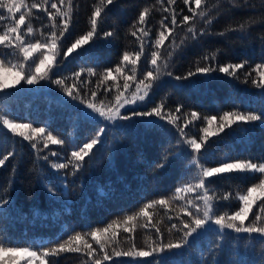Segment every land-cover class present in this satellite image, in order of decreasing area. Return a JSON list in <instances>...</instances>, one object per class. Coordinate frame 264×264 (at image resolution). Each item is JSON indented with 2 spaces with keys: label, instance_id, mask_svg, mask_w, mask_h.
Here are the masks:
<instances>
[{
  "label": "trees",
  "instance_id": "16d2710c",
  "mask_svg": "<svg viewBox=\"0 0 264 264\" xmlns=\"http://www.w3.org/2000/svg\"><path fill=\"white\" fill-rule=\"evenodd\" d=\"M24 2L31 4L39 0ZM55 2L58 7H62L59 0ZM95 2L96 0H73L72 22L61 41L62 54L57 57L58 64L53 62L50 79L41 80L35 85H27L21 81L20 84L9 87L5 93H0V111L9 112L16 122L45 127L65 140L63 145L49 144L47 149L37 153L28 141L19 136L14 137L7 129L0 127V157L9 151H15V155L4 166H0V237L8 238L13 245L32 246L39 245L42 241L54 243L66 239L73 232L85 233L115 222L113 229L103 238L106 243H110L107 238L111 236V231H115V240L119 241L120 250L126 251L133 243L137 250H148L145 241L149 237L157 243H167L170 238L167 229L171 224H179L180 219H188L179 208L185 201L173 197L177 187L197 182L198 170L191 163V149L183 143V139L203 135L199 131L206 126L203 120L194 121L186 127L188 136L181 138L179 132L166 121H160L163 128H146L136 122L137 118L116 121L115 124L84 119L81 114L84 104L80 103V99L73 100L52 81L64 79L68 85L75 83L81 99L114 103V96L118 91L129 93L138 83V79L129 81V90H124V76L131 75L132 65L126 63L124 73H116L114 69L121 62L125 51L134 53L140 48V40L131 35V31H137L141 27L137 23L140 11L145 7L150 8L146 26L152 29L150 37L154 41L161 30L160 20L167 17L165 23L171 27L173 10L179 13V22L184 15H192L188 11L189 7L196 9V6L193 0H189L188 5L183 0H176L173 5H168L167 0H163V3H158L157 0H117V3L109 5L102 14L98 33L89 44L65 57L63 53L67 52L71 44L90 30L89 17ZM45 7L55 12L50 5ZM164 8L169 11L165 12ZM21 10L27 11L23 8ZM196 11H205L207 16L203 19L197 16L176 28L160 49L164 57L172 52L166 69L172 76H161L142 105H134L123 112L130 115L133 108L147 111L161 102L165 105V111L175 112L180 106L181 112L176 115L181 117L178 123L182 126L184 114L192 111L200 113L201 117H219L224 111L234 109L264 112V88H256L250 82L244 83L245 73L252 72L257 63L264 62V40L261 39L264 37V2L202 0L201 7ZM32 14L34 29L49 32L51 22L47 19V12L32 9ZM18 16L19 13L16 15L17 19ZM209 18L213 21L210 25L205 23ZM8 23L10 21H5L4 27ZM134 23H137L136 27H133ZM193 24L195 38L187 32V27ZM241 24L245 25L244 30H239ZM108 31L115 34L105 37L104 33ZM165 34L167 35V31ZM172 40L179 47H169ZM181 40L184 41L183 44L180 43ZM145 41L147 44V38ZM145 51L150 59L147 46ZM213 53L216 54L215 60L204 59ZM4 54L13 63L20 58L18 53L0 46V55ZM242 61H248V64L244 69L238 70V78L214 72L207 77L197 74L188 80L175 79L189 71L194 72L198 66L217 67L220 64ZM136 66L138 77L141 71L152 68L150 63H144V57H141ZM88 67L97 72L113 68L115 80L109 78L101 84L98 83V76H89L86 72L77 80L75 73ZM255 77L256 73L252 72L251 78ZM91 90H96V98L91 97ZM212 127H216V124ZM247 127L251 130L241 132L226 129L229 134L221 133L218 137H211L209 152L212 155L211 159L205 161V166H215L216 160L228 156L250 159L253 162L264 160V128L258 124ZM100 128L105 129L102 143L94 147L89 157H85L78 171L73 173L71 164L60 170L51 167L53 162L67 163L71 152L95 136ZM39 147L42 148L43 145ZM51 152H57L58 155L52 156ZM45 155L49 157L47 161L41 159ZM165 156L167 162L164 167L158 168L157 165L163 162ZM228 175L232 179L216 176L208 178L212 181L208 185L209 194L217 197L214 204L221 214L238 210L239 205L234 200L223 201L218 197L225 193H235L238 188L246 190L258 182L244 173L234 172ZM180 195L195 200L198 193ZM162 198L169 201L167 205L155 204L152 208L145 209L147 215H138L144 204ZM4 201L7 203H3ZM196 202L202 206V201ZM261 202L257 201V205ZM258 211L254 205L253 213ZM253 213L249 214V220ZM128 215L136 216V219L125 223ZM125 228L130 231L125 232ZM157 228L161 230V235H157ZM179 235L173 230L172 239ZM232 237H236V234L225 236L223 247L217 249L215 242L221 240V236L219 230L212 227L209 232L202 233L189 246L175 253H168L163 257L155 254L153 257L136 258L112 256L102 264H216L217 261L219 264H264V243L251 237ZM87 239L97 249L96 254L102 255L95 241L91 237ZM79 246L83 247L82 244ZM116 246L110 245L105 250L111 253L112 247ZM49 259L52 264H85L86 261L91 264L84 253H63Z\"/></svg>",
  "mask_w": 264,
  "mask_h": 264
},
{
  "label": "snow or ice",
  "instance_id": "6c2138e0",
  "mask_svg": "<svg viewBox=\"0 0 264 264\" xmlns=\"http://www.w3.org/2000/svg\"><path fill=\"white\" fill-rule=\"evenodd\" d=\"M158 3H163V0H157ZM196 9H199L202 4V0H193ZM264 2V0H262ZM117 3V0H96L93 4V11L89 17L90 30L86 34L81 35L71 47L67 49V52L63 53L66 57L68 53H72L74 50L80 49L84 45H88L95 34L98 33L99 23L102 18V14L108 9L109 5ZM176 0H167L168 5H173ZM185 5L189 4V0H183ZM59 4L62 7H58L55 0H39V2H33L26 4L24 0H0V46L3 48L11 49L13 52L19 54V60L15 63L7 59L6 54L0 55V71H14L16 73V79L13 85H9L0 80V93H5L9 87H14L24 81L27 85H35L41 80L50 79V73L53 70V62L57 64V57L62 53L60 51L61 41L65 37V33L69 31L72 18H73V0H59ZM50 5L51 9H55V12L48 10L45 6ZM27 11H22L21 9ZM32 9H41L47 12V19L50 23V31L45 33L43 31L34 29L31 22ZM191 7L188 11L192 13L191 16L184 15L182 20L177 21V15L175 10L171 15V27L165 23L167 17L160 20L161 30L158 35L152 41L150 33L152 29L147 27V17L150 12V8H143L138 16L137 23L141 26L137 28V31H131V35L137 37L140 40V48L134 53L125 51L122 56V60L115 66L116 73L125 72V64H130L131 75L124 76V90H129V81L137 80L135 90L130 91L129 95H125L123 91H118L114 96L115 103L105 104L104 100H100L98 103L93 102L91 99H81V93L78 90L76 84L68 85L64 79H55L52 83L61 87L62 90L73 100L80 99V103L85 105V109L91 111L82 110V116L84 119H95L96 117L102 118L104 121L111 122L113 124L116 121H127L137 118L138 124H143L146 128H163L164 125L160 121H166L167 124L172 125L175 128L181 138L187 137L185 128L192 125L194 121L202 119L205 127L199 129L203 135L199 137L192 136L187 139H183V143L191 149L189 156L191 157V163L198 170L197 182L195 184H185L175 189V196L173 199L185 201L184 204L179 205L180 211L184 213L188 219H180L179 224L173 223L167 229L169 233V240L167 243H157L151 240L149 237L145 241L148 250L140 248L137 250L133 243L126 251L118 248L119 241L115 240L116 232L111 231V236L107 238L110 243H106L103 239L105 234L109 233L113 229V223H109L106 227L95 228L88 232H73L68 234L66 239L58 240L56 242L48 241L47 243L41 242L39 245L32 246H19L13 245L12 242L6 237H0V253H24L26 257L31 260H39L40 264H52V260L49 258L59 257L63 253H84L91 264H102L103 261L110 260L112 256H125V257H153L154 254L157 257H163L168 253H175L177 250H181L189 246L192 241L200 237L202 233H207L212 229V226H217L221 240L215 242L216 248L223 247V239L225 236H230L231 233H235V238L246 239L251 237L253 240L259 239L264 243V160L261 162H253L250 159H239L228 156L216 160L215 166H205V161L211 159V153L209 152L210 138L213 136H220L221 133L225 135L229 134L226 129H232L233 131L247 132L251 128L247 126L259 125L264 128V112H244L240 109H234L231 111H224L219 117L215 115L201 117V114L192 111L191 113L184 114L183 126L178 123L181 117L176 113L181 112V107L178 106L175 112L171 110L165 111V105L163 102L152 107L147 111H137L134 108L131 109L130 115L126 112H122L126 105H136L138 102H143L149 96L150 91L157 86V82L161 76H172L170 71H166L168 68V58L172 56V52L167 53V57L160 52L161 47L165 45V41L169 40L176 28L181 25L187 24V22L194 20L197 16L205 18L207 12L199 11ZM165 12H168V8H164ZM182 11V10H181ZM7 13V15H5ZM19 13L18 19L16 18ZM57 17L59 20H57ZM10 21L6 27L4 22ZM137 23L133 24V27L137 26ZM206 24H212L211 18L205 20ZM255 23V21H252ZM23 26V27H22ZM245 25L241 24L239 30H244ZM236 30V29H231ZM167 31V35L165 34ZM187 32L192 34L195 38L196 30L195 25L187 27ZM140 33V35H138ZM115 33L108 31L104 33L105 37L113 36ZM203 34V31H201ZM223 34V33H221ZM31 37V39H29ZM147 38V44L145 41ZM264 40V37L261 38ZM184 43L183 40L180 42ZM146 46L150 52V59L145 51ZM179 47L175 44V40H172L169 47ZM155 49V50H152ZM87 51V50H86ZM84 53H80L83 55ZM141 57H144L145 64H151L152 68L147 71H141L138 77L137 62ZM205 60H215L216 54L213 53L210 57L205 56ZM162 61V63H158ZM248 61H242L239 63H227L220 64L217 67L211 66H198L195 71H189L186 75L176 76L177 81L188 80L197 74L201 76H210L212 73H223L227 77L238 78V70L244 69ZM34 68V71L32 69ZM87 73L89 76H98L100 79L98 83H104L109 78L115 80L112 75L113 68H107L101 72H97L92 67L82 68L79 72L75 73L77 80L83 73ZM252 72L256 73L255 78L252 77ZM252 72L245 73L244 83H251L256 88H264V62L257 63L252 69ZM143 86V87H141ZM107 92V89H105ZM91 97L96 98V90H91ZM99 104V106H98ZM96 114V117L93 116ZM217 120L219 123L217 124ZM216 124V127H212ZM0 127L7 129L14 137L19 136L24 141H28L30 147L37 151V153L47 149L49 144L63 145L65 140L57 135H54L51 130L45 127H34L31 123L16 122L9 112L0 111ZM28 130V131H25ZM105 133L104 128H100L95 136L90 140L83 143L77 150L71 152V158L67 163H52L51 167L57 170L68 168L69 164L73 167V173L78 171L85 160V157H89L94 147L102 143V136ZM179 143V141H178ZM43 147H39V145ZM15 155V151H9L7 154L0 157V166H4L5 162ZM50 155L57 156V152H51ZM48 156L45 155L41 159L47 161ZM167 162V157L163 158V162L158 164V168L164 167ZM244 173L248 174L253 180L258 181L253 183L246 190H238L235 193H225L218 197L223 201L234 200L238 205V210L231 212H223L222 214L216 210L214 201L216 196L209 194L208 185L212 183L208 178L220 177L224 179H232L231 173ZM258 174V175H257ZM52 192V189H49ZM197 192L196 199H187L186 196L180 195V193H192ZM202 194H199L201 193ZM259 193V195H255ZM202 201L201 204L196 201ZM257 201H262L257 205ZM167 199H160L159 201H151L143 205L138 215H147L145 209L152 208L155 204L167 205ZM3 203H7L4 201ZM254 205L259 209L258 212L253 213ZM194 209L195 211H193ZM253 213L252 219L249 220V214ZM136 219V216L128 215L125 218V223L131 222ZM171 219V217H169ZM245 221H248L246 224ZM173 230L180 233L179 237L172 239ZM225 230H228L225 232ZM125 232L130 231L129 228L124 229ZM157 235H161V230L156 229ZM87 237H91L93 241L99 246V251L102 255H97V249L93 248L89 243ZM83 245V247L79 245ZM110 245H117L112 247L111 253L105 249ZM11 259V258H10ZM87 264V261L85 262ZM216 264H219L217 261Z\"/></svg>",
  "mask_w": 264,
  "mask_h": 264
},
{
  "label": "rangeland",
  "instance_id": "374dc122",
  "mask_svg": "<svg viewBox=\"0 0 264 264\" xmlns=\"http://www.w3.org/2000/svg\"><path fill=\"white\" fill-rule=\"evenodd\" d=\"M15 79H16V73L14 71H11V70L0 71V80H2L3 82H5L9 85H13ZM141 87H143V86H141ZM129 94H130V91H129V93L128 92L125 93L126 96ZM145 101H146V99H145ZM145 101L138 102L136 105H142ZM98 106H99V104H98ZM131 107H134V105H126L124 109H121V111L123 112L124 110L131 108ZM81 108L85 111H91V110L85 109V105H83ZM93 116L96 117V114H93ZM95 119L104 121L102 118H99V117H96ZM105 122H108V121H105ZM218 123H219V121H218ZM255 195H259V193H256ZM212 227L218 229L217 226H212ZM0 264H40V261L39 260H31V258L26 257V255L24 253H18V252L0 253Z\"/></svg>",
  "mask_w": 264,
  "mask_h": 264
}]
</instances>
